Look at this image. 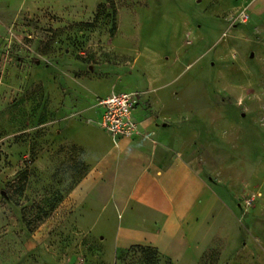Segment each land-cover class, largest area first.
Instances as JSON below:
<instances>
[{
	"label": "rangeland",
	"instance_id": "374dc122",
	"mask_svg": "<svg viewBox=\"0 0 264 264\" xmlns=\"http://www.w3.org/2000/svg\"><path fill=\"white\" fill-rule=\"evenodd\" d=\"M114 91L182 125L216 196L177 261L68 199ZM0 264H264V0H0Z\"/></svg>",
	"mask_w": 264,
	"mask_h": 264
},
{
	"label": "crops",
	"instance_id": "0c3cea01",
	"mask_svg": "<svg viewBox=\"0 0 264 264\" xmlns=\"http://www.w3.org/2000/svg\"><path fill=\"white\" fill-rule=\"evenodd\" d=\"M96 111L98 121L101 110ZM144 115L135 108L142 134L115 145L100 127L98 134L82 126L71 137L88 145L89 159L95 161L68 199L105 204L101 227L115 248L149 246L177 261L186 255L216 196L193 166V138L183 137L182 125L170 117Z\"/></svg>",
	"mask_w": 264,
	"mask_h": 264
},
{
	"label": "built area",
	"instance_id": "2783aa9c",
	"mask_svg": "<svg viewBox=\"0 0 264 264\" xmlns=\"http://www.w3.org/2000/svg\"><path fill=\"white\" fill-rule=\"evenodd\" d=\"M137 103L138 95L131 92L114 91L98 99L96 108L101 110V114L97 125L114 143L140 135V124L133 117Z\"/></svg>",
	"mask_w": 264,
	"mask_h": 264
},
{
	"label": "trees",
	"instance_id": "16d2710c",
	"mask_svg": "<svg viewBox=\"0 0 264 264\" xmlns=\"http://www.w3.org/2000/svg\"><path fill=\"white\" fill-rule=\"evenodd\" d=\"M134 248L143 250L145 252L151 251L153 253H157L155 248H152V247H149V246L148 247H143V246H139V245H134V247H131L130 249H134Z\"/></svg>",
	"mask_w": 264,
	"mask_h": 264
}]
</instances>
